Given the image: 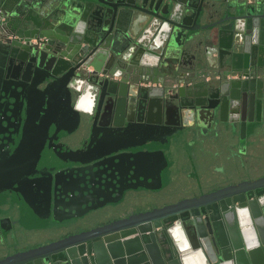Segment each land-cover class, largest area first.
<instances>
[{"label": "water", "instance_id": "water-1", "mask_svg": "<svg viewBox=\"0 0 264 264\" xmlns=\"http://www.w3.org/2000/svg\"><path fill=\"white\" fill-rule=\"evenodd\" d=\"M74 112L88 117L89 142L102 128L138 134L133 129L147 125L154 139L192 126L205 144L237 132L259 139L264 0H0V134H20L0 158V174L24 171L70 116L75 122ZM127 154L94 163L90 178L100 181L106 170L110 179L131 180L146 156L155 179L143 174L147 182L104 202L130 187L161 186L160 149ZM83 186L88 191L77 185L71 193L92 199V187ZM54 212L57 222L82 215ZM81 225L48 228L49 240L27 236L39 245L7 253L0 264H264V168L198 197ZM8 238L2 245L20 242Z\"/></svg>", "mask_w": 264, "mask_h": 264}, {"label": "flooded vegetation", "instance_id": "flooded-vegetation-1", "mask_svg": "<svg viewBox=\"0 0 264 264\" xmlns=\"http://www.w3.org/2000/svg\"><path fill=\"white\" fill-rule=\"evenodd\" d=\"M74 114L77 117L75 125L60 127L57 133L51 135L39 151L38 156L36 155L35 161H32V164L30 163L24 171L0 174V257L17 249L22 250L39 245V242H32L29 245L23 239L38 234L46 236L48 228L56 227L66 221L80 220L82 222L81 228L87 229L114 219L127 217L139 211L175 203L184 198L198 197L215 188L212 187L204 191L199 183L193 181L185 190L175 194L180 190H177L176 182L169 179L172 167L169 165L166 156L168 149L175 151L180 148L184 149L186 146H192L191 155L193 159H196L207 147L217 144L216 142L205 144L201 134L202 129L195 126H192V130L188 132L184 131L185 129L178 131L172 129L169 131L168 129V131L161 133L158 139H154V128L148 125L139 126L138 129L135 127L133 131L138 130V134L102 128L95 132V139L89 142L87 141L90 127L88 117L77 112ZM12 132H6L5 135L0 134V149L3 153L0 154V158L7 157L18 144L20 134L14 133V130ZM112 136L117 137V140H107ZM233 139L241 140L238 132L227 141L232 142ZM117 148L120 149L115 150ZM156 149L163 152L165 159L164 168L160 171L161 186L157 189L142 186L130 187L123 190L121 198L116 202H104L107 198L117 197L126 185L135 182H147L142 178L143 174L146 177L152 176L151 181L155 179V175L152 174L154 167L151 159L153 157H148L150 159L146 156L138 158L137 165L140 168L134 174H130V176H137L131 180L113 179L112 177L110 179L108 177L109 172L106 170H103L102 180L91 179L90 174L91 170L95 168L93 167L94 163L102 164L108 160L116 161V159L119 161L120 158L130 157L127 154L130 152H136L139 156L142 151ZM134 179L136 180L134 181ZM60 181L63 183L60 184ZM83 184L85 187H92V199L87 195L80 198L74 192L71 193V188L76 189L77 185L81 186V191H88V188H84ZM110 187L111 190L108 191ZM140 193L145 196V200H142L145 201L142 203L143 205L139 204L141 208L124 207L126 202L136 201L135 196ZM93 205L98 206L90 208ZM53 210H55L54 216L56 218L73 213H82V215L57 222L52 218ZM100 215L104 218L96 220ZM9 233L16 236L20 242L2 245V242L6 243L10 240V238L4 240ZM46 239L53 238L47 237Z\"/></svg>", "mask_w": 264, "mask_h": 264}, {"label": "crops", "instance_id": "crops-1", "mask_svg": "<svg viewBox=\"0 0 264 264\" xmlns=\"http://www.w3.org/2000/svg\"><path fill=\"white\" fill-rule=\"evenodd\" d=\"M192 150V146H186L166 152L172 167L169 179L175 181L177 190H180L175 194L185 190L193 181L206 191L218 184L242 179L249 173L255 175L264 168V135L253 141L248 134L238 141H220L207 147L196 159L191 155Z\"/></svg>", "mask_w": 264, "mask_h": 264}, {"label": "rangeland", "instance_id": "rangeland-1", "mask_svg": "<svg viewBox=\"0 0 264 264\" xmlns=\"http://www.w3.org/2000/svg\"><path fill=\"white\" fill-rule=\"evenodd\" d=\"M62 113V112H61ZM63 115H65V118H66V116H67V114H68V111L66 112H63L62 113ZM61 114V115H62ZM63 117V116H62ZM62 117L60 118L59 117V119H58V122H57V125H63V123H61L62 121H63V119H62ZM68 117V116H67ZM74 118L72 117V116H70V118H69V120L67 119V123H66V125H64V126H71V125H74L75 124V122H74V120H73ZM62 120V121H61ZM61 123V124H60ZM65 124V123H64ZM136 197V201L134 200V202H131V201H128V202H126L125 204H124V207L125 208H130V207H132V208H141V206H139V204H142V203H144L145 201H142V200H145L144 199V194H142V193H140V194H138L137 196H135ZM143 205V204H142ZM146 205V203L144 204V206Z\"/></svg>", "mask_w": 264, "mask_h": 264}]
</instances>
